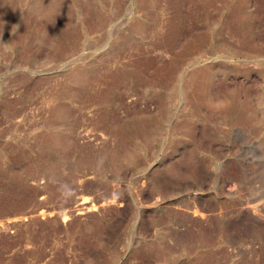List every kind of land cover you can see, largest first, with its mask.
I'll return each instance as SVG.
<instances>
[{
    "label": "rangeland",
    "instance_id": "obj_1",
    "mask_svg": "<svg viewBox=\"0 0 264 264\" xmlns=\"http://www.w3.org/2000/svg\"><path fill=\"white\" fill-rule=\"evenodd\" d=\"M263 110L264 0H0V264H264Z\"/></svg>",
    "mask_w": 264,
    "mask_h": 264
},
{
    "label": "bare ground",
    "instance_id": "obj_2",
    "mask_svg": "<svg viewBox=\"0 0 264 264\" xmlns=\"http://www.w3.org/2000/svg\"><path fill=\"white\" fill-rule=\"evenodd\" d=\"M260 104V103H259ZM261 105V104H260ZM263 118H264V110H263ZM247 174H248V170H247V168H246V166H242V175L244 176H242L243 178H245V180L247 179L246 177H247ZM261 203V202H260ZM262 204V203H261ZM257 205V204H256ZM262 208V207H261ZM258 214V213H257ZM255 215V214H254ZM260 216V215H259ZM263 217H264V215H263ZM256 219H257V215H256ZM259 219V218H258ZM259 220H261V219H259ZM258 221V220H257ZM263 222V221H262ZM262 224V223H261Z\"/></svg>",
    "mask_w": 264,
    "mask_h": 264
}]
</instances>
